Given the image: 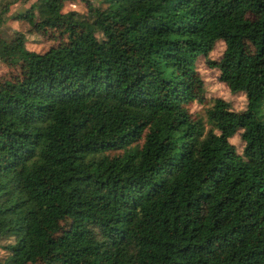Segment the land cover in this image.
Masks as SVG:
<instances>
[{
    "label": "trees",
    "instance_id": "16d2710c",
    "mask_svg": "<svg viewBox=\"0 0 264 264\" xmlns=\"http://www.w3.org/2000/svg\"><path fill=\"white\" fill-rule=\"evenodd\" d=\"M66 1L34 0L15 17L67 28L77 13L61 12ZM128 1L104 19L85 4L100 38L86 33L71 58L34 55V77L0 80V264H124L108 250L122 240L131 264H264V0ZM0 45L4 64L26 53L20 33ZM199 55L246 99L240 111L215 100V132L201 139L187 108L204 99ZM115 150L85 175L98 194L64 189L75 154Z\"/></svg>",
    "mask_w": 264,
    "mask_h": 264
},
{
    "label": "rangeland",
    "instance_id": "374dc122",
    "mask_svg": "<svg viewBox=\"0 0 264 264\" xmlns=\"http://www.w3.org/2000/svg\"><path fill=\"white\" fill-rule=\"evenodd\" d=\"M11 1L3 21L0 23V37L11 39L14 33H20L24 37V49L26 53L14 62L4 64L0 61V80L9 83H19L28 76H36L38 68L34 63V55L45 54L52 55L56 59L74 57L76 51L83 46L84 36L90 32L97 38H100L99 32L93 23L94 14L87 10V6L98 7V17L104 19V13L116 12V15L127 14L134 7L128 0H72L66 1L61 8V12L73 10L77 15L72 16L71 26L65 28L63 24L55 27H45L40 25H28L21 19H16L17 14L23 12L34 0H0V5ZM87 3H85V2ZM224 45L221 41H216L208 53V57L218 59ZM242 51L244 54H251L254 51L253 45L247 39L243 40ZM1 52V45H0ZM195 68L204 82V99L201 103L190 102L187 108L190 113L200 120L202 124L201 139L211 132H215L213 123L208 118V110L214 104L215 100L222 99L229 103L232 110L240 111L246 106V99L241 92H230L227 87L217 79V70L207 68L204 64L202 55L195 59ZM239 133L233 134L228 141L234 146L235 153L239 154L242 148V142L239 139ZM191 140V138H187ZM119 150L109 151L103 154L77 153L72 159V165L75 171L68 181L64 184V189L70 192L75 199H84L91 195L98 194V191L87 182L86 174L94 176L100 174L109 164L111 155L118 153ZM178 179L179 173L172 176ZM72 220L70 215H65L59 220L60 232L68 227ZM12 241L11 239L9 240ZM7 241H2L1 244ZM109 253L114 260L124 264H131L133 250L125 240L117 244H109ZM0 254L4 251L0 249ZM27 264H41L38 257L31 258Z\"/></svg>",
    "mask_w": 264,
    "mask_h": 264
}]
</instances>
